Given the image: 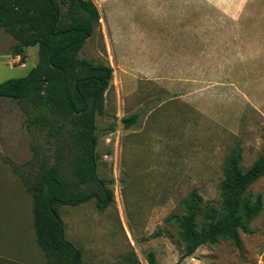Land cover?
Masks as SVG:
<instances>
[{
    "label": "rangeland",
    "instance_id": "rangeland-1",
    "mask_svg": "<svg viewBox=\"0 0 264 264\" xmlns=\"http://www.w3.org/2000/svg\"><path fill=\"white\" fill-rule=\"evenodd\" d=\"M91 1L101 20L78 57L113 68L96 135L98 175L114 201L103 211L97 198L57 206L81 264H130L132 255L148 264L150 252L160 264H264V208L253 233H240L242 249L222 240L188 258L168 222L193 191L221 205L235 147L244 169L264 154V0ZM27 55L24 68L4 60L0 84L38 66L39 48ZM26 118L17 101L0 98V264H53L37 243L21 175L57 163L73 191L100 190L76 183L70 132L54 137ZM249 193L264 202V176Z\"/></svg>",
    "mask_w": 264,
    "mask_h": 264
},
{
    "label": "trees",
    "instance_id": "trees-1",
    "mask_svg": "<svg viewBox=\"0 0 264 264\" xmlns=\"http://www.w3.org/2000/svg\"><path fill=\"white\" fill-rule=\"evenodd\" d=\"M63 6L67 7L65 16ZM100 20L91 0H0V30L16 40L12 53L25 61L26 49L37 46L40 58L28 76L1 83L0 98L22 106L29 129L48 130L54 137L70 132L78 149L72 166L76 183L98 184L100 190L91 194L73 191L57 163L43 172L21 175L33 199L37 243L53 264H81L82 258L66 238L57 206H79L97 198L103 211L114 201L113 192L98 175L96 135V113H103L113 68L78 57ZM137 120L138 115L124 119V128L130 129ZM242 160L237 146L226 161L219 207L206 204L193 191L182 201V215L168 218L184 246L183 258L222 240L242 249L240 233H253L251 224L263 212L264 202L262 195L250 194L249 188L264 176V154L248 169L243 168ZM129 258L130 264H141L136 256ZM147 261L160 264L154 252Z\"/></svg>",
    "mask_w": 264,
    "mask_h": 264
},
{
    "label": "crops",
    "instance_id": "crops-1",
    "mask_svg": "<svg viewBox=\"0 0 264 264\" xmlns=\"http://www.w3.org/2000/svg\"><path fill=\"white\" fill-rule=\"evenodd\" d=\"M15 44H16V42H15V39L13 38V36H11L10 34H7L3 30H0V65L4 64V62H5L4 60H9L10 58H15L18 56V55H14L11 51L12 47ZM27 50L28 49H26V55H27ZM26 60L23 62L24 66H20V67L24 68L26 66ZM6 63L8 65H10L11 67H13V65H11L9 62H6ZM0 154H1V150H0Z\"/></svg>",
    "mask_w": 264,
    "mask_h": 264
},
{
    "label": "built area",
    "instance_id": "built-area-1",
    "mask_svg": "<svg viewBox=\"0 0 264 264\" xmlns=\"http://www.w3.org/2000/svg\"><path fill=\"white\" fill-rule=\"evenodd\" d=\"M11 60V61H10ZM9 62L11 65L15 66V65H18V66H24V61L22 60V56L21 55H18L17 57L15 58H10L9 59ZM105 159H109L108 156H105Z\"/></svg>",
    "mask_w": 264,
    "mask_h": 264
}]
</instances>
